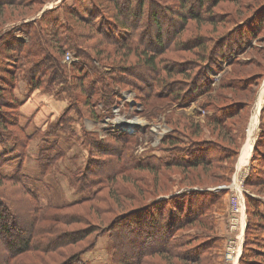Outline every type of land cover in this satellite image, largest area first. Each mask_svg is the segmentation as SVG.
I'll return each mask as SVG.
<instances>
[{"label": "rangeland", "instance_id": "obj_1", "mask_svg": "<svg viewBox=\"0 0 264 264\" xmlns=\"http://www.w3.org/2000/svg\"><path fill=\"white\" fill-rule=\"evenodd\" d=\"M138 2L133 0L127 12L136 13ZM73 3L72 0H22L20 3L16 1L15 5L0 4V37L8 34L14 40L26 42L27 23L35 21L46 10L52 11L53 17H62L63 7L71 8ZM94 3L97 10L107 11L109 17L113 15L112 1H83L89 11L96 8ZM211 3V0H143L145 14L139 22L149 23L150 15L154 14L162 26L160 36L164 42L160 40L158 44L157 39H143L147 53L156 58L159 66L156 75L163 80L160 93L167 91L166 88L175 87L181 90L179 96L175 93L163 97L145 96L152 87L153 73L149 69L142 75L144 81L128 74L121 77L116 74L115 69L124 67H119L118 63L124 50L106 42L98 45L101 37L95 31L87 36L88 20L84 18L85 15L81 17L82 21L70 16L68 18L70 24L82 35L78 52L85 53L83 55L86 57L65 50L64 53L70 56L67 59L65 54L60 56L54 48L48 49V53L69 73L66 77L68 84L60 83L47 89L31 90L21 78L24 69L21 67L12 71L16 78L13 96L18 110L16 114V111L4 108V114L15 112L21 132L14 125L7 126L6 132L13 134L12 137L19 142L18 147L11 140L3 141L1 138L3 142H0V174L16 179L0 183V203L3 205L1 223H5L9 230L7 239L0 232V264L3 256L9 252L4 241L16 236L23 238L28 231L34 244L49 243L58 234V238L66 234L65 239L68 241L60 242L59 239L60 246L57 244V249L46 252H23L10 264H70V258L73 257L74 261L75 255L80 257L76 258L79 264H113L110 235L118 237L119 230L126 231L129 214L134 215L143 210L145 203L159 196L165 199L172 191L180 193L188 189L214 195L215 191L228 189L220 198L219 205H214L208 229L202 222H192L187 229L188 237L194 238L189 249L201 246L203 239L216 238V250L212 249V253L215 251L217 255L207 264H227L228 251H231L232 244L235 245L234 239L238 234L237 230H231L230 225V210L234 203L231 192L237 193L232 187L233 175L236 184L244 190L243 198L247 196L256 204L258 202L260 216L257 214L256 218L264 219V153L260 148L264 147L263 133L256 142L260 122L261 130L264 129V115L261 121L264 89L262 94L260 90L264 82V79H260L264 72V0H215ZM181 4L183 7L180 8ZM74 8L79 16V3ZM258 14H261V18L254 34L242 38L239 33ZM182 15L188 16L185 24L179 19ZM88 18L93 20L91 16ZM125 20L133 24L138 19L130 20L126 16ZM145 26L140 25L144 30ZM151 29L154 30L153 27ZM108 30L119 36V32L111 28ZM172 31H176L174 48L165 46L170 42L168 35ZM126 33H121L122 37ZM237 40L241 41L240 45L236 43ZM87 45L97 50H89ZM130 52L128 60L131 63L135 60L136 52ZM12 56L13 53L1 63L9 64L12 68L16 61L12 59L15 56ZM88 62L105 73L106 77L128 79L133 84L126 86L117 83V80L113 82L115 91L111 107L107 109L99 102L93 104L92 111L96 119L80 110V106L73 101L72 95L77 97L80 104L85 103L78 90L67 92L69 88L73 89L74 78L77 79L71 66L77 64L84 67ZM40 70L37 67L29 69L31 74L43 79L46 71ZM202 75L208 88L197 85ZM6 79L9 80L8 77ZM4 82L3 96L7 99V81ZM142 86L145 90H138ZM196 86L201 89L200 92L194 90ZM256 96L258 101L261 100V105L256 104ZM81 107L88 110L86 105ZM257 111L258 123L253 132L252 144L249 141ZM63 114L69 119L64 128L60 125ZM215 116L220 119V126L213 124L212 118ZM128 119L139 122L134 128H127L125 124L122 126V120ZM110 131L118 133L117 137L108 136L114 134ZM247 133L246 144L242 146ZM122 135L123 138L120 137ZM129 136L133 138L132 144L125 142ZM182 148L190 152L205 151L206 154L200 156L205 161L203 165L188 168L174 164L157 169H140L133 164L126 168L124 162L126 156L139 162L167 161L172 155V159L176 160V157L187 158L185 151L181 155L178 152L179 156H175L177 152L172 151ZM212 156L215 162L210 163L209 157ZM238 157H247V163L237 170ZM222 158L223 161H220ZM250 173L252 175L246 179ZM227 181L229 183L225 184ZM244 218L245 227L248 224L246 235L243 233V242L246 240L245 246L243 244L245 254L240 261L242 247L237 264H244L243 259H256L263 263L264 257H255L254 254L257 253L256 246L264 239L261 237L264 229L248 210L247 213L245 210ZM240 219L243 220V214ZM32 223L34 227L30 230ZM54 229L56 232L49 235ZM47 247L50 249L49 245ZM229 255V260H233L234 254ZM144 262L206 264L207 261L195 263L189 259L170 257L164 261L163 257L155 255Z\"/></svg>", "mask_w": 264, "mask_h": 264}, {"label": "trees", "instance_id": "obj_2", "mask_svg": "<svg viewBox=\"0 0 264 264\" xmlns=\"http://www.w3.org/2000/svg\"><path fill=\"white\" fill-rule=\"evenodd\" d=\"M18 1L19 3L22 0H0V4L4 5H10L14 4ZM74 3L71 8L63 7L62 11V17H53L52 11H43L42 14L35 19V21L27 23L25 25V29L27 31L26 38L27 41L24 42V40H14L12 39L8 34H5L0 39V142L5 141H13L14 145L18 147V141L16 138L12 137V133L7 131L8 125H14L15 129H20L17 126V111L18 106L17 102L13 96V91L16 87V78H14V74L12 73L13 70L17 68H23L24 73L23 76H21L22 80L26 83L27 87L31 90L37 89V88H43L47 89L50 88L52 85H58L60 83L67 82L66 77H68L69 73L66 72V69H64V66L60 65L57 61V59H54L52 55L48 53V49L54 48L56 52L63 56L65 53V50H72L77 53L79 47L80 41L83 39L82 35L78 32V29L75 28L70 24L68 16H70L72 19H78L81 20L83 15H85V19L88 24V32L87 36H90V33L95 31L97 36H100L98 45H101L102 43L106 42L107 44H110L114 46L115 48H119V50H124L123 53L120 55V60H118L119 67L120 65L124 66L122 68H119L118 70L115 69L116 74H118L120 77L123 74H128V76L132 78H138L139 80L144 81L142 75L145 73L146 69H149L152 71V87L150 92L147 94H144L145 96L149 97H163L164 95H172L171 93H175V95L179 96L181 90L180 88H166L167 91L161 90V83H163V80L160 78V76L156 75L159 71L158 63L156 62V58L152 56L150 53H147V45L143 44V39H157V43L160 44V40L164 42V39H161L160 32L162 31V26L159 24V21L156 19L154 14H151L150 16V22L149 23H143L142 21L139 22V19L144 16L145 10H143L144 4L143 0H139L137 7L133 5V7L136 9V13L130 14L127 12V10L130 9L132 6L133 0H110L112 1V8H113V15L110 17L107 15V11H103L101 9L97 10V5H95V9L93 11H89L88 8H86L83 5V1L85 0H72ZM109 1V0H107ZM202 1V0H201ZM215 0H211V4H213ZM236 1V0H232ZM76 3H79L80 6V15L78 16V12L75 10L74 7H76ZM89 3H92V1H89ZM123 3L126 5L123 7ZM15 5V4H14ZM178 5V4H177ZM153 5H151L152 7ZM154 7V6H153ZM152 7V8H153ZM183 7V5H180V8ZM185 8V7H184ZM201 9H204L202 7ZM71 13V14H68ZM89 16L93 17L88 18ZM126 16L130 18V20L138 19L137 21H133L134 23H128L125 19ZM195 17V16H194ZM188 16L182 15L179 19L184 24L186 23V19ZM261 14H258L255 18H253L248 24L247 27L244 28L239 34L246 37L249 35L254 34L255 27L257 26V22L260 20ZM91 19V20H89ZM196 19V18H194ZM255 19V20H254ZM166 22V21H165ZM140 23V24H139ZM170 23V22H169ZM168 24V22H167ZM172 24V23H170ZM145 26L146 29L144 30ZM154 28L152 31L151 28ZM109 28H111L112 31L119 32L118 34H113L112 32H109ZM104 29L107 31L103 32ZM101 30V31H98ZM128 32L124 35L125 37H122L121 33ZM155 32V33H154ZM176 31L171 32L169 37V43H167L166 47H172L174 48L176 40H174ZM241 38V39H242ZM249 38V37H248ZM251 38V37H250ZM236 43L240 45L241 41L237 40ZM97 44V43H96ZM94 44V46L96 45ZM88 46V45H87ZM93 46V45H92ZM87 49H92L93 51L97 50L96 47L90 48L89 46ZM81 50V49H80ZM15 51V52H14ZM130 51H135L136 54H134L133 61L128 60L129 55L131 54ZM101 52V51H100ZM13 53V56H15L16 61L13 63L12 68H10L9 64L3 65L1 61L8 60L7 58L10 57V55ZM17 53V55L15 54ZM83 53V52H81ZM15 54V55H14ZM80 54V53H79ZM85 54V53H83ZM80 54V55H83ZM86 55V54H85ZM83 55L84 57H86ZM12 56V57H13ZM59 57V56H58ZM11 61V60H9ZM90 61V59H89ZM124 63H130L129 65H124ZM127 66V67H125ZM41 68V71H46L44 73V78L40 79L37 78L36 75L31 74V71L29 69L32 68ZM71 69L76 73L77 79L74 78L75 82L72 85L73 89L70 88L67 90V92L71 93L73 90H78L83 95V102L84 104H80L77 97H74L72 95L73 101L76 102L80 106V110L88 115H90L92 118L96 119L97 116L95 115V112H93V104L96 103H102L103 106L107 109H109L113 103L112 96H114V83L116 82L117 78L115 77H106L101 70L98 71V69L90 62H88L84 67L82 65L73 64L71 66ZM48 72V73H47ZM8 77L9 80L6 78ZM159 77V78H158ZM261 80L264 79V72L260 77ZM48 80V82H47ZM4 81H7L6 83V90L8 92V98H4V90L2 89L4 86ZM114 82V83H113ZM120 82L122 84H125L126 86H133L130 80L121 78L120 80H117V83ZM165 82V81H164ZM46 83V84H45ZM68 84V83H66ZM148 84H146L147 86ZM197 85L205 87H209L204 76L202 75L201 78L198 80ZM62 86V85H61ZM67 87V86H66ZM196 86L194 90L200 92V88ZM145 90L143 86L141 88L138 87V90ZM169 90H172L169 91ZM174 91V92H173ZM71 95V94H70ZM186 100V98L182 97ZM255 98V97H254ZM86 105L88 106V110H83L81 107ZM76 106V105H75ZM8 109L12 112L16 111L10 114H4L5 109ZM76 110L78 109L75 107ZM4 109V110H3ZM10 112V113H11ZM77 113L80 114L77 110ZM264 115V108H262L261 112V121L263 119ZM215 118V120H214ZM177 121L179 119H176ZM175 120V122H176ZM212 122L214 125L217 124V126H220L218 122L220 119H218L217 116L212 118ZM222 121V118H221ZM69 122V119L65 114H63L60 118V125L61 127H67ZM179 123V122H178ZM246 123V120L244 121L243 125ZM260 131L257 136L256 142L259 141L261 134H264V129L261 130V122L259 123ZM21 132V131H20ZM114 134H109L108 136L117 137L116 132L110 131ZM116 133V134H115ZM244 136V131H242ZM87 135V134H86ZM120 135V134H119ZM121 138L124 137V135L120 136ZM3 138V141L2 139ZM264 138V137H263ZM125 142H128L129 144L133 143L132 136L127 137ZM168 146H171V144H166ZM259 146V145H258ZM126 147V146H125ZM264 153V147H260ZM169 150V148H167ZM255 150V149H254ZM170 151V150H169ZM177 152V155H181L183 151L187 152V158H179L176 157V159H172L173 155L170 159L172 160H152V161H144L139 162L135 160L132 157H127L125 159L126 168L130 167L131 164L134 166H139L140 169H148L153 168L157 169L159 167H168L171 165H177V166H186V167H197L199 165H203L205 162L203 159H201L202 154H206L205 151H199V150H193L195 152H190L186 149H178L172 150ZM127 152V151H126ZM179 152V154H178ZM254 152V151H253ZM197 154V155H196ZM256 154V152L254 153ZM25 153H23V156ZM214 156V155H213ZM209 157L210 163L215 162V157ZM116 157V156H115ZM117 159V158H116ZM224 158H222L223 161ZM118 162V160H117ZM119 164V162H118ZM145 166V167H144ZM157 166V167H153ZM98 168V167H97ZM151 170V169H150ZM252 174H248L246 179H248ZM13 181L16 180L15 178H8L5 176H2L0 174V183L2 181ZM230 180V178H229ZM248 181L246 180L245 183ZM229 181H227L225 184H228ZM255 185V184H253ZM25 190V189H24ZM224 191H215L213 194H207L206 192L201 193L198 191H191V190H182L183 192L176 193L175 191H172L170 194H168L167 198H159L163 196H159L158 198L149 201L148 203H145L142 207H144L143 210L136 212V214H129V222L126 227V231H120L118 237L115 234H111L112 240H111V251H112V258H113V264H145L144 260L148 257L158 255L159 257H163L164 261L170 257V258H177L180 260L183 259H189L192 260L195 263L207 261V263L212 261V258L217 255V253L214 251L212 253V249L216 248L215 244L217 243L216 238H212L209 240L208 238L203 239V242H201V246H195L193 249H189V245L193 242L194 238H190L188 227L194 223H203L204 226L208 229L211 223V219L213 216L211 215V211L214 207V205H219L220 198L228 192V189H223ZM176 193V194H175ZM244 202H245V210L247 213L251 212L253 216L256 218L258 213V202H254L249 197L244 196ZM28 205V204H27ZM0 213L3 205L0 203ZM252 207V209H251ZM29 208V207H27ZM3 211V210H2ZM260 216V215H259ZM2 216L0 214V232L6 237L9 234V230L7 229V226L5 223H1ZM259 222L262 229H264V219L256 218ZM15 220V219H14ZM117 225V224H116ZM34 224L32 223L29 227L30 230L33 229ZM248 230V224L245 227L244 235H246ZM264 231V230H263ZM56 232V230H52L49 235ZM261 237H264V232ZM59 235V234H58ZM58 235L55 236V238H51L50 242H37V244H34L32 241V235H30V231L24 237L18 238L11 237V240L4 241L6 245V249L9 250V252L3 256V262L2 264H10L13 259H16V256L21 255L23 252H34L35 251H43L46 252L48 250L57 249L59 243L61 241H68L66 238V234H62L60 238H58ZM57 237V238H56ZM117 237V238H116ZM186 237V238H185ZM260 237V239H261ZM116 238V239H115ZM60 239V242H59ZM118 239V241H117ZM59 242V243H58ZM244 242L246 243V240L244 239ZM243 242V244H244ZM208 244V245H207ZM242 244L243 250L241 253V259L243 258L245 251L244 246ZM50 246V249H47V246ZM66 245V244H65ZM60 246V245H59ZM212 247V248H211ZM208 248V249H207ZM211 249L210 252L208 250ZM216 250V249H214ZM264 239L260 244L256 246V254L255 257L261 256V258L264 257ZM263 251V252H261ZM201 253V254H200ZM168 256V257H167ZM76 258H80L75 255L74 261L72 258H70L69 262L70 264L76 263L79 264V260L77 261ZM249 259V258H248ZM134 262H131V261ZM239 261V260H238ZM244 264H264L261 261H257L256 259L252 260H244ZM112 264V263H111Z\"/></svg>", "mask_w": 264, "mask_h": 264}, {"label": "built area", "instance_id": "obj_3", "mask_svg": "<svg viewBox=\"0 0 264 264\" xmlns=\"http://www.w3.org/2000/svg\"><path fill=\"white\" fill-rule=\"evenodd\" d=\"M65 55L67 59L68 58L70 59V56L68 53H66ZM232 177H233V179L231 180L232 187L237 190V193L231 192L232 198H234V203L232 206V211L230 210L231 215H232V218L230 219V225H231V230L232 231L237 230L238 234H237V237L234 239V241L236 242L235 245L232 244V246L230 247L231 251H228L227 260H226L227 264H237V259L241 253V248L243 244V233H244V228H245V218H244L245 217V204H244V198H243L244 190L240 189V186L236 184L234 175ZM242 214H243V220L241 219L239 220V217ZM229 253L234 254L233 260H229V256H230Z\"/></svg>", "mask_w": 264, "mask_h": 264}, {"label": "bare ground", "instance_id": "obj_4", "mask_svg": "<svg viewBox=\"0 0 264 264\" xmlns=\"http://www.w3.org/2000/svg\"><path fill=\"white\" fill-rule=\"evenodd\" d=\"M263 89H264V86H262L261 89H260L261 90V94H262ZM259 102H260V100L258 101V99H257L256 104H259ZM137 122H139V120H135V119H128V120H125V121L123 120V125L122 126H124V124H125V127H127V128H130V127L134 128V127H136V123ZM246 160H247V157L239 158L237 166H236L237 170L240 169L241 167H243V165L247 163Z\"/></svg>", "mask_w": 264, "mask_h": 264}, {"label": "crops", "instance_id": "obj_5", "mask_svg": "<svg viewBox=\"0 0 264 264\" xmlns=\"http://www.w3.org/2000/svg\"><path fill=\"white\" fill-rule=\"evenodd\" d=\"M263 86H264V82H263ZM259 93V92H258ZM256 95V94H255ZM257 96H258V94H257ZM257 96H256V98H255V102H257ZM261 101V100H260ZM253 102H254V99H253ZM260 103V102H259ZM260 105H261V103H260ZM260 105H258L259 107H260ZM256 109V108H255ZM255 109L253 110V113H252V116L254 115V112H255ZM258 112L259 111H257V118H256V123H255V126H254V128L252 129V131H251V140L249 141V143L250 142H252V144H253V132H254V130L257 128V123H258ZM252 116H251V119H250V122H249V125L251 126V121H252ZM248 129H249V127H248ZM259 131V130H258ZM248 132V131H247ZM257 136H258V134H257ZM247 138H248V133H247V135H245V140H244V142H243V144H242V146L244 145V144H246V141H247ZM242 146L240 147V151H241V149H242ZM239 154H240V152H239ZM252 154V149H251V152H250V155ZM239 158V157H238ZM190 189V188H189ZM188 190V189H187Z\"/></svg>", "mask_w": 264, "mask_h": 264}]
</instances>
